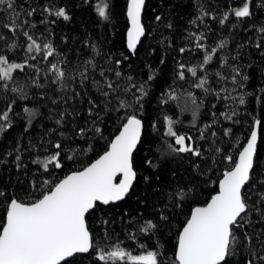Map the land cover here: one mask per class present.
Wrapping results in <instances>:
<instances>
[{
  "label": "trees",
  "instance_id": "obj_1",
  "mask_svg": "<svg viewBox=\"0 0 264 264\" xmlns=\"http://www.w3.org/2000/svg\"><path fill=\"white\" fill-rule=\"evenodd\" d=\"M95 2L97 0L92 3L86 0H15V11L19 14L15 34L3 27L4 23L11 22L9 13L0 11V35L4 37L0 40V54L8 55L14 62L28 59L33 65L14 73L7 90L0 86V112L12 105L9 116L12 126L0 132V191L31 202L41 191L48 190L44 184L46 180L58 181L94 161L107 150L124 119L125 111L118 107L117 96L131 101V93L126 94L123 89L132 84H144L148 95L142 101L140 115L145 128L133 158L137 180L123 202L98 204L87 219L94 238L102 245L105 240L108 244L120 243L133 254L159 250L163 253L164 264H170L175 258L178 231L184 219L192 207L210 201L216 194L223 169L230 167L222 156L227 153L234 159L238 157L250 137L255 119H260L262 124L252 178L245 187V194L255 205L258 194L264 193V33L260 31L264 28V7H261L264 0H253L255 7L251 17L229 15L223 25L220 23L223 14L241 6L242 0H146L142 20L145 36L133 54L127 48L128 0H109L108 21L94 12ZM60 8L67 10L70 19L54 14ZM202 11L209 13L203 21L197 19ZM157 16L161 19L157 20ZM25 31L42 47L51 43L56 54L45 59L46 50L28 53L30 41L24 36ZM191 33H203L206 39L202 42L209 50L218 48L206 66L210 81L206 86L208 92L195 88L197 78L190 74L186 73L185 80L177 79L179 64L197 66L203 62L205 51L195 47ZM221 41L223 48H219ZM257 43L261 45L259 48ZM13 44L16 45L14 49L10 47ZM181 48L187 50L181 53ZM32 56L36 59H30ZM87 61H92L95 68L86 64ZM51 63L64 69L66 78L62 83L53 82L55 76L48 71ZM86 67L88 79L81 82L79 73ZM233 69L248 77L244 81L237 76L243 88L231 83ZM117 72L121 73L120 77L116 76ZM217 73L229 79L221 80ZM150 76L153 79H149ZM105 81L119 86V91L107 98L102 96L98 88L107 90ZM12 88L22 89V92H13ZM225 88L227 93L222 91ZM172 90L179 96L176 101L167 98ZM132 92L136 89L132 88ZM188 93L195 96L198 108L193 109L187 101ZM24 94L27 98H21ZM228 94L236 99H224ZM241 95L245 98L244 105L238 102ZM90 101L96 107L93 108ZM186 102L187 109L184 108ZM25 107L35 110L30 120L24 112ZM89 108H93L92 115H89ZM232 110L238 113L232 120L221 115ZM165 117L175 121L178 134L192 137L202 157L169 151L168 145L174 141L164 135ZM61 119L63 123L57 124ZM94 125L103 129V139L94 132ZM81 128L86 130L83 138L77 136ZM225 129H231L230 136H225ZM56 142L65 149L62 152L65 167L49 166V171L45 172L33 161L56 151L53 148ZM217 148L224 152H217ZM69 149L76 150L72 160L67 159L73 154ZM17 155L19 161L15 159ZM149 160L156 166H150ZM180 187L191 189L192 196L185 201L184 207L177 209L171 206L169 194ZM6 207L7 200L0 198V226L6 220ZM161 211L169 217L167 222L159 220ZM250 219L252 225L245 226L243 231L251 235L264 229V218L258 213L252 212ZM146 220L160 225L155 233L139 232ZM129 233H135L137 238L130 239ZM139 244H145L146 249H141ZM248 258L250 254L238 248L231 264H246ZM71 260L72 264H98L95 253L80 254Z\"/></svg>",
  "mask_w": 264,
  "mask_h": 264
},
{
  "label": "snow or ice",
  "instance_id": "obj_2",
  "mask_svg": "<svg viewBox=\"0 0 264 264\" xmlns=\"http://www.w3.org/2000/svg\"><path fill=\"white\" fill-rule=\"evenodd\" d=\"M86 2L92 3L93 0H86ZM144 6L145 0H128L127 17L131 26L127 32V47L133 53H135L141 37L145 35V26L142 22ZM254 7L253 0H242L241 6L231 8L229 12L223 14L220 19L221 25L228 20L229 15H234L236 18L251 17ZM261 7H264V3L261 4ZM15 8V0H0V11L8 12V19L11 21L4 23L3 27L13 34L19 27L16 24L19 14ZM45 10L53 14L50 9ZM93 10L102 20L110 19L109 0H97L93 4ZM54 14L65 20L70 19L64 8H60ZM208 15V12L202 11L197 19L203 21V18ZM156 19L160 20L161 17L157 16ZM192 23L195 24L196 20H193ZM260 31L264 33V28H261ZM24 36L30 41L27 45L28 53L33 51L41 53L46 50L45 59L56 54L51 43L44 44L42 47L28 32L25 31ZM190 36L195 40V47L205 51L203 62L197 66L179 64L177 79L185 80L186 73L190 74L191 77L197 78V82L193 86L208 92L209 88L206 86L210 81L206 74V66L213 60L218 48L209 50L207 45L202 42L206 39L203 33L199 35L191 33ZM2 39L4 37L0 35V40ZM260 46L259 43L256 44L257 48ZM10 47L14 49L16 45L13 44ZM223 47L224 42L221 41L219 48ZM186 50L181 48L180 52L183 53ZM30 59H36V57L32 56ZM119 63L120 61H117V64ZM223 63L226 64L227 61L225 60ZM86 64L95 68L92 61H87ZM26 67H33L29 64L28 59L23 62H14L9 59L8 55L0 54V81L3 82L0 86L7 90L8 82L14 79V73L22 72ZM48 71L54 74V83H62L66 78L64 69L57 63H51ZM87 71L86 67L79 73L81 82L88 79ZM233 72L235 74L230 77L231 83L243 88L244 85L237 81V76H240L244 81L248 77L242 76L238 69H233ZM200 73L204 74L200 75ZM100 75L103 76L104 72L101 71ZM120 75L121 73H116L117 77ZM216 75L221 80L229 79L220 73ZM128 79L132 78L128 77ZM149 79H153V77L150 76ZM33 83L37 87L40 86L36 81ZM93 83L97 82L93 81ZM105 84L107 90L98 88L105 98L111 93L119 91V86L114 87L111 81H105ZM132 88L136 89L135 93L132 92ZM11 91L22 92V89L12 88ZM123 91L126 94L131 93L132 100L117 96L118 107L125 111L124 119L118 134L109 141L107 150L98 158L78 170L69 172L58 181L46 180L44 184L48 190L41 191L40 195L32 199L31 202H25L24 199L16 198L15 195L0 191V198L7 200L6 220L0 226V264H72L70 258L87 253H95L98 264H117V262L120 264H164L163 253L159 250H146L141 254L133 255L120 243L108 244L105 240L102 245L94 238L88 224L87 218L98 204L109 205L124 200L137 180L138 173L134 167L133 154L144 134L145 124L140 114L143 111L142 101L148 92L144 84L139 86L132 84L124 88ZM222 91L227 93L228 90L225 88ZM174 92L175 90H172L167 94L169 100L179 99V96ZM21 98H27L26 94ZM224 99L234 100L236 98L228 94L224 96ZM187 101H190L193 109L199 107L192 93L187 94ZM238 102L240 105L245 104L243 95L239 97ZM90 103L93 102L90 101ZM188 106L186 102L184 108L187 109ZM94 107L96 105L93 103ZM93 108L88 109L89 115H92ZM11 112V104L6 110L0 112V132L11 128L9 120ZM24 112L28 115L29 120L36 114L35 110L27 107L24 108ZM221 115L226 120H232L238 113L232 110L230 113L224 112ZM56 122L57 124L63 123L62 119ZM165 122L167 127L164 135L171 137L174 141L173 144L168 145L170 152L188 153L195 157L203 156L201 150L192 141V137L178 134L174 128L175 121L171 117H165ZM261 124L260 119L254 120L250 138L247 140L246 146L239 151L237 158L234 159L231 154L227 153L222 156V160L230 167L223 169V178L218 181V191L211 196L210 201L192 207L190 214L184 219L178 231L175 258L170 264H231V258L237 255L238 248L250 254L246 264H264V229L253 232L251 235L247 231H243L245 226L252 225L250 219L252 212H256L261 218H264V193L258 194V201L255 205L249 202V198L245 194V187L252 178ZM93 130L103 139L102 128L94 125ZM85 134L86 130L81 128L77 136L83 138ZM224 134L230 136L231 129H225ZM53 148L56 151L49 156L44 159L38 157L33 161V163L41 165L45 172L49 171V166L55 169L65 167L62 158V152L65 149L59 142H56ZM68 151L73 154L69 155L67 159L72 160L76 150L69 149ZM216 151L224 152L221 148H217ZM15 159L19 161L20 156L17 155ZM147 163L152 167L156 166L151 160ZM17 167L20 165L17 164ZM147 179L145 177V180ZM33 188H35V182H33ZM191 196V189L177 188L169 194L171 206L177 209L182 208L185 201ZM159 220L167 222L169 217L161 211ZM104 223L106 224L107 221ZM159 226L152 220H146L139 228V232L155 233ZM129 238L135 240L137 237L135 233H129ZM139 247L146 249L145 244H139Z\"/></svg>",
  "mask_w": 264,
  "mask_h": 264
},
{
  "label": "water",
  "instance_id": "obj_3",
  "mask_svg": "<svg viewBox=\"0 0 264 264\" xmlns=\"http://www.w3.org/2000/svg\"><path fill=\"white\" fill-rule=\"evenodd\" d=\"M145 6H146V0H145ZM145 6H144V10H143V13H142V20H143V15H144V11H145ZM143 22V21H142ZM129 25H130V21H129ZM131 26V25H130ZM145 36V35H144ZM144 36L143 37H141V40H140V42L137 44V46H136V50H137V48L139 47V45H140V43L142 42V40H143V38H144ZM128 48V47H127ZM135 50V51H136ZM128 51L130 52V53H132L133 54V52L128 48ZM142 138H143V136H142ZM250 138V137H249ZM142 140V139H141ZM258 145H259V139H258V143H257V152H258ZM139 146H140V144L137 146V150H138V148H139ZM246 146V145H245ZM137 150L134 152V154H133V158H134V155H135V153L137 152ZM257 156V155H256ZM255 160H256V158H255ZM254 165H255V163H254ZM135 183V182H134ZM131 192V191H130ZM130 194V193H129ZM129 194H128V196H129ZM127 196V197H128ZM127 197H125V199L127 198ZM124 199V200H125ZM124 200H121V201H118V202H115V203H111V204H119V203H121V202H123ZM100 205V204H99ZM110 205V204H109ZM103 206H106V205H103ZM88 254V253H87ZM78 255H80V254H78ZM71 259V258H70Z\"/></svg>",
  "mask_w": 264,
  "mask_h": 264
},
{
  "label": "rangeland",
  "instance_id": "obj_4",
  "mask_svg": "<svg viewBox=\"0 0 264 264\" xmlns=\"http://www.w3.org/2000/svg\"><path fill=\"white\" fill-rule=\"evenodd\" d=\"M133 255H138V254H133Z\"/></svg>",
  "mask_w": 264,
  "mask_h": 264
}]
</instances>
